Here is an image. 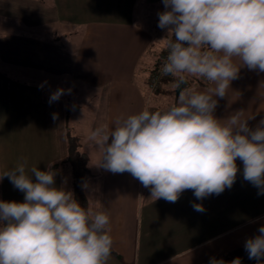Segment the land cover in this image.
<instances>
[{"label": "clouds", "instance_id": "9594fccd", "mask_svg": "<svg viewBox=\"0 0 264 264\" xmlns=\"http://www.w3.org/2000/svg\"><path fill=\"white\" fill-rule=\"evenodd\" d=\"M158 27L173 37L161 75L187 85L188 76L206 79L205 91L183 87L164 111L144 109L90 132L103 153L98 166L130 173L151 197L175 203L186 190L198 200L230 189L243 163V178L264 194V120L252 130L240 111L222 122L215 97H225L241 67L264 72V0H163ZM71 90H69L70 92ZM64 93L57 89L50 102ZM58 114H53L55 121ZM27 161L3 177L23 192L24 201L0 200V264H107L113 247L107 212L81 206L71 190L55 186L51 166L26 170ZM34 177V179H33ZM66 183V182H65ZM83 188H87L85 183ZM197 212L205 209L193 203ZM248 238L249 259L264 258V225ZM209 264H226L210 258ZM228 264H241L236 257Z\"/></svg>", "mask_w": 264, "mask_h": 264}, {"label": "crops", "instance_id": "0c3cea01", "mask_svg": "<svg viewBox=\"0 0 264 264\" xmlns=\"http://www.w3.org/2000/svg\"><path fill=\"white\" fill-rule=\"evenodd\" d=\"M144 3L163 4V0ZM139 4L141 0H0L2 82L7 67L41 74L45 85L57 80V87L71 90L72 101L61 96L50 107L43 96L46 118L58 114L54 133L64 146L62 157L66 155L61 163L68 157L69 133L82 140L76 128L80 124H71L82 107L77 99L95 102L99 121L95 126L111 129L119 118L149 109L150 97L158 96L149 87V77L172 37L167 29L157 36L143 26L137 20ZM233 62L241 67L238 78L225 97H215L214 116L226 123L240 111V119L255 130L264 120V72L242 67L238 57ZM203 82L208 81H194L189 88L215 87ZM61 163L48 166L60 169ZM237 165L240 171L230 189L203 200L186 190L175 203L155 200L150 188L130 173H112L99 166L95 180L84 190L89 208L110 217L118 255L111 253L107 264H201L259 235L264 194L244 180L242 161L237 159ZM11 192L19 198L25 195L15 187ZM193 203L205 210L195 211Z\"/></svg>", "mask_w": 264, "mask_h": 264}, {"label": "rangeland", "instance_id": "374dc122", "mask_svg": "<svg viewBox=\"0 0 264 264\" xmlns=\"http://www.w3.org/2000/svg\"><path fill=\"white\" fill-rule=\"evenodd\" d=\"M138 8L142 11H138L137 20L143 26L150 28L155 35H160L164 29L158 27V13L165 10L164 4L149 3L145 5L144 0H141ZM58 39L68 43L66 37H59ZM3 73L5 82L3 83V79L0 78V177L13 170L17 164L24 162L25 159L27 161L26 170L38 167L39 170L46 171L49 162L61 163V160L66 156L62 157L65 152L64 146L54 133L56 121L54 123L52 118L49 120L48 114L47 120L43 104V96L45 95L50 107L51 95L57 89H61L57 87L58 81L54 80L57 82L53 81L45 85L44 76L41 74H28L27 71H14L7 67ZM185 75L187 80L200 81L204 79ZM167 78L168 81L163 83L158 96L150 97L149 110L164 111L175 104V95L171 91L176 89V79L171 76ZM63 88H65L64 85ZM63 90L65 94L62 96L66 100L71 99L72 101L71 93L66 89ZM77 100L79 104H82V107L75 111L76 115L71 124L74 125L76 122L80 124L76 128L79 127V134L82 136L81 151L89 154L87 166L90 172L84 180L89 187L98 174L101 154V151L92 146L89 136L99 121L93 109L95 102L86 99L84 101ZM54 102L52 101V103ZM71 166L70 163L63 164V167L60 166L62 168L52 170L56 172L55 186L57 184L65 186L67 190L74 193V176L70 173ZM13 187L8 177L0 179V200L23 202L24 196L19 198L16 193L11 192Z\"/></svg>", "mask_w": 264, "mask_h": 264}, {"label": "trees", "instance_id": "16d2710c", "mask_svg": "<svg viewBox=\"0 0 264 264\" xmlns=\"http://www.w3.org/2000/svg\"><path fill=\"white\" fill-rule=\"evenodd\" d=\"M166 81H168V78L165 79V82ZM193 82L194 80H189V84L187 88H189ZM202 84L205 86L210 85L209 82H206V83L203 82ZM160 90L161 89H158L157 91L160 92ZM171 92L174 93L175 95V99H176L175 104H176L178 101V95L176 94V89L174 88ZM79 147H80V137L69 133L68 157L64 161H62L61 166H63V164L67 165L68 163L72 165L70 170L74 176L73 188H74L75 198L78 200L81 206L87 209L89 208V201H88L87 195L82 185L84 184V179L86 175L90 172V169L87 166L89 155L87 152L80 151ZM245 242L246 241H244L240 246L232 250H229L228 252L223 253L215 258L223 259L226 262V264H228V262L232 261L234 258L240 257L241 264H257V261L255 259L248 258V254L245 251V247H244ZM111 253L118 255V253L115 251L113 247H112ZM209 261L210 260L204 263H201V264H209ZM261 264H264V258L261 259Z\"/></svg>", "mask_w": 264, "mask_h": 264}, {"label": "built area", "instance_id": "2783aa9c", "mask_svg": "<svg viewBox=\"0 0 264 264\" xmlns=\"http://www.w3.org/2000/svg\"><path fill=\"white\" fill-rule=\"evenodd\" d=\"M167 54H168V50L166 48L158 59L157 68L150 74L149 87L151 88L152 91H157L158 89H160L163 83L165 82V79L168 77L161 75L160 72L161 65L164 62V59L166 58Z\"/></svg>", "mask_w": 264, "mask_h": 264}, {"label": "water", "instance_id": "95a60500", "mask_svg": "<svg viewBox=\"0 0 264 264\" xmlns=\"http://www.w3.org/2000/svg\"><path fill=\"white\" fill-rule=\"evenodd\" d=\"M188 84H189V81L187 80V85H188ZM187 85H186V84H182V85L180 86V88H177V87H176V94L179 95L180 90H181L183 87H186Z\"/></svg>", "mask_w": 264, "mask_h": 264}]
</instances>
